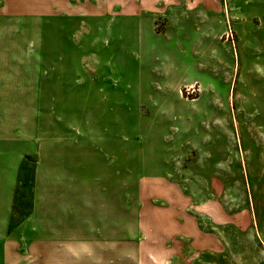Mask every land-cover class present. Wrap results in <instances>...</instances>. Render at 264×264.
<instances>
[{"label": "rangeland", "instance_id": "rangeland-1", "mask_svg": "<svg viewBox=\"0 0 264 264\" xmlns=\"http://www.w3.org/2000/svg\"><path fill=\"white\" fill-rule=\"evenodd\" d=\"M73 4L50 26V91L66 96L41 102V132L55 124L88 179L34 222L24 159L0 264L51 236L143 237L146 264H264V0Z\"/></svg>", "mask_w": 264, "mask_h": 264}, {"label": "crops", "instance_id": "crops-1", "mask_svg": "<svg viewBox=\"0 0 264 264\" xmlns=\"http://www.w3.org/2000/svg\"><path fill=\"white\" fill-rule=\"evenodd\" d=\"M76 9L73 0H0V222L5 225L25 158L36 159L34 222L43 215L50 217L54 208L51 198L72 195V178L79 174L82 180L83 171L84 181L88 179L87 164H72L74 143L57 139L55 124L46 127L52 136L44 137L41 132V102L66 96V82L57 97L54 88L50 91V26L56 21L71 22L79 15ZM26 32H34L35 40ZM68 36L71 38L70 31ZM37 242L50 251L7 254L5 259L16 264H146V257L152 259L143 252L148 243L143 237L51 236L34 240L32 245Z\"/></svg>", "mask_w": 264, "mask_h": 264}, {"label": "trees", "instance_id": "trees-1", "mask_svg": "<svg viewBox=\"0 0 264 264\" xmlns=\"http://www.w3.org/2000/svg\"><path fill=\"white\" fill-rule=\"evenodd\" d=\"M27 159H29L28 157L27 158H25V161L27 160ZM23 162V166L25 165V163L26 162ZM32 164H33V170H32V178H31V181H32V185H33V183H34V168H35V164H36V159H33V161H32ZM23 166H22V169H23ZM21 179H24L25 180V178H22V175L20 176L19 175V179H18V181H20Z\"/></svg>", "mask_w": 264, "mask_h": 264}]
</instances>
